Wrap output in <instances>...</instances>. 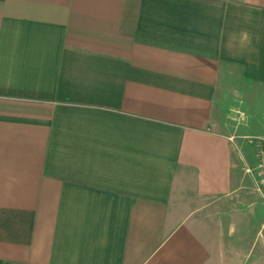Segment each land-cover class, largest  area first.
I'll list each match as a JSON object with an SVG mask.
<instances>
[{
	"label": "crops",
	"instance_id": "1",
	"mask_svg": "<svg viewBox=\"0 0 264 264\" xmlns=\"http://www.w3.org/2000/svg\"><path fill=\"white\" fill-rule=\"evenodd\" d=\"M233 109L264 0H0V264H230Z\"/></svg>",
	"mask_w": 264,
	"mask_h": 264
},
{
	"label": "rangeland",
	"instance_id": "2",
	"mask_svg": "<svg viewBox=\"0 0 264 264\" xmlns=\"http://www.w3.org/2000/svg\"><path fill=\"white\" fill-rule=\"evenodd\" d=\"M231 102H238V98L230 99ZM235 106L239 104H234ZM231 105H229L230 107ZM253 118L249 123V128H241L234 122H230V126L234 127L235 134L242 139L237 141L239 151L242 155V166L245 171L247 168L252 167L251 164L254 162L255 149L250 144L249 137H255L264 131V122L261 123V115H252ZM263 124V125H262ZM240 127V129H239ZM263 127V129H262ZM248 139V140H247ZM251 162V163H250ZM246 164V165H245ZM244 173V172H243ZM252 184L244 180L243 187L233 197L231 201L240 202V204L230 210L233 213L235 210L242 214V219L239 221L231 220V255L230 264H238V258L241 260V264H264V202L261 205L260 199H258L253 193ZM256 205V206H255ZM232 207V206H231ZM257 207V216L254 215L255 208ZM262 208V210H260ZM260 210V212H258ZM241 221L245 222L241 225ZM235 235V236H234ZM234 236V238H233Z\"/></svg>",
	"mask_w": 264,
	"mask_h": 264
},
{
	"label": "built area",
	"instance_id": "3",
	"mask_svg": "<svg viewBox=\"0 0 264 264\" xmlns=\"http://www.w3.org/2000/svg\"><path fill=\"white\" fill-rule=\"evenodd\" d=\"M231 112V119L238 126L247 123L248 117L244 112L238 109ZM248 139L255 149V165L247 168L246 172L253 178L257 191L264 196V133Z\"/></svg>",
	"mask_w": 264,
	"mask_h": 264
}]
</instances>
